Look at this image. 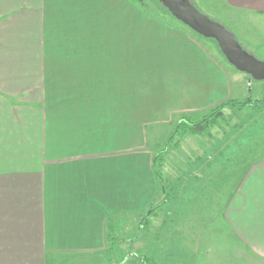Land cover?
Masks as SVG:
<instances>
[{
  "label": "crops",
  "instance_id": "1",
  "mask_svg": "<svg viewBox=\"0 0 264 264\" xmlns=\"http://www.w3.org/2000/svg\"><path fill=\"white\" fill-rule=\"evenodd\" d=\"M224 4L241 38L261 45L264 0ZM231 76L136 0H0V264H115L119 218L164 198L148 132L237 98ZM225 219L241 259L264 258V154Z\"/></svg>",
  "mask_w": 264,
  "mask_h": 264
},
{
  "label": "rangeland",
  "instance_id": "2",
  "mask_svg": "<svg viewBox=\"0 0 264 264\" xmlns=\"http://www.w3.org/2000/svg\"><path fill=\"white\" fill-rule=\"evenodd\" d=\"M143 1H137L141 8L145 5L142 12L183 26L227 70L239 76L238 80L231 76L238 93L237 98L230 99L244 105L224 108L217 124L205 134L179 136L176 128L184 118L200 120L212 106L195 114H177L171 124L158 127L157 132L150 129L149 146L156 154H165L163 177L159 179L164 183V198L139 215L119 218L118 229L111 230L118 242H110L109 256L115 264H185L184 258L195 263L197 259H212V256L218 258L217 264H246L248 260H242L243 246L225 219V207L249 163L264 154V80H256L238 70L226 59L215 39L192 30L163 10L156 0ZM190 1L212 20L232 30L247 52L264 60V42L253 47L241 38L230 23L224 0ZM139 219L143 225L140 234L137 231ZM247 254L252 264H264L263 257L249 250Z\"/></svg>",
  "mask_w": 264,
  "mask_h": 264
},
{
  "label": "water",
  "instance_id": "3",
  "mask_svg": "<svg viewBox=\"0 0 264 264\" xmlns=\"http://www.w3.org/2000/svg\"><path fill=\"white\" fill-rule=\"evenodd\" d=\"M171 14L197 33L215 39L226 59L256 80H264V60L247 52L237 35L198 10L190 0H160Z\"/></svg>",
  "mask_w": 264,
  "mask_h": 264
},
{
  "label": "trees",
  "instance_id": "4",
  "mask_svg": "<svg viewBox=\"0 0 264 264\" xmlns=\"http://www.w3.org/2000/svg\"><path fill=\"white\" fill-rule=\"evenodd\" d=\"M141 2L143 0H137ZM157 1V2H156ZM155 2L165 11L171 14V12L167 9V7L160 1L156 0ZM144 2V1H143ZM142 9H145V5L142 6ZM172 15V14H171ZM173 16V15H172ZM246 101V100H245ZM243 103L241 101H236L235 99H226L223 100L214 106L212 109L209 110L200 120L193 121L188 118H184L181 120L176 128V134L179 136H183L186 133H193V134H205L210 130V128L217 124V118L223 115L224 108L231 106V107H238L241 108ZM164 153H158L154 156L153 160V168L154 172L158 179H162L163 177V163H164Z\"/></svg>",
  "mask_w": 264,
  "mask_h": 264
}]
</instances>
